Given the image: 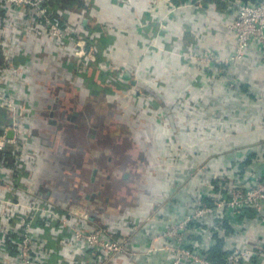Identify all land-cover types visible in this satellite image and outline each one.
Segmentation results:
<instances>
[{
	"label": "built area",
	"instance_id": "1",
	"mask_svg": "<svg viewBox=\"0 0 264 264\" xmlns=\"http://www.w3.org/2000/svg\"><path fill=\"white\" fill-rule=\"evenodd\" d=\"M55 1L0 0V30L5 27V20L9 21V18H12L10 24L17 27L20 13L29 11L37 28L46 31L58 45L72 47L74 73L86 69L89 64L96 61L98 39L113 36V42L104 49L105 60L98 64V69L105 74H116L117 78L130 85V88L105 98H124L125 107L132 108L135 112H141V108H145L155 119L159 131L162 132L163 141L161 138L158 141L154 134L146 136L139 131L140 136L147 142L148 139L150 142L153 141V152L159 153L161 145L170 146L167 142H176L177 133L182 130L176 128L171 134L174 122L180 119L187 121V117H191L190 128L187 126L186 130L193 132L191 126L198 124L196 107L204 108L205 101L196 102L195 107H191L183 96L178 97L176 103L171 102L167 108L161 106L156 109L154 106L157 100L153 93L144 94L141 87L137 86L138 80L134 77L131 79L125 64L121 66L116 59L119 43L130 36L133 27L109 28L102 24L98 29H89L82 33L69 22L70 13L56 14L53 6ZM175 1L156 0L152 12L144 13L140 0H111L117 7L134 8L138 27L142 31L139 46L145 59L167 58L178 54L183 67H196L199 71L194 80V87L204 89L205 73L210 77L208 83L219 81L229 86L232 83L240 88L238 82L231 76L232 69H236L239 62L246 59L247 50L252 43L261 46L264 60V0H219L223 9L211 4L203 8V3L197 0H184L181 3ZM187 8L198 10L203 15L219 11L230 15L235 12V19L227 25V29L233 33L236 40L234 53L222 55L204 49V30L193 35L194 24L186 27L183 37L192 43L177 51L176 48L183 42V38L169 33V18L172 14L179 17L178 14ZM8 38L9 35L3 33L0 36L1 53L5 55L6 64L5 68L0 67V112L6 111L9 119L8 123L0 128V186L6 190V196H0V235L3 236L0 241V254L10 253L6 251V241L9 239L13 250H16L10 264H49L54 255L59 257V264H106L109 257L121 259L123 256H130L129 250H134L133 238L140 232L141 225L129 217L131 212L134 213L139 207L129 210L125 219L115 222L120 224L116 227L108 213L85 205L76 198L78 194L74 197L73 205L64 206L50 201L44 204L30 193L28 183L31 176L27 158L36 154L34 149L27 148L26 143L28 135L32 132L30 122L32 113L29 107L9 91L6 79L21 78L22 74L28 72L29 64L25 60V50L12 44ZM20 59L24 60V63L19 64ZM76 73L73 84L78 87ZM144 75H141L142 78ZM148 80L156 84L155 91L158 94L166 85L162 81V74L157 70L149 71ZM132 82H136L135 85ZM81 87L83 89L84 86ZM56 101L55 99L50 101V106L53 107ZM10 132H13V136H10ZM152 162L154 167L160 169L166 170L168 167L164 163H162L164 167H160L159 154H155V157L153 155ZM203 175L204 167L194 175H188L184 181L189 182L184 184V189L180 185L181 188L176 191L177 195L194 193L188 197L189 211L186 215L174 214L176 205L171 202L173 200L169 201L170 203L161 202L163 205L161 213L165 216L162 217V221L166 222L167 219L169 224L166 230L156 233L153 238L162 242L166 253L170 255L164 264H214L209 259L212 253L199 249L201 246L198 238L206 235L237 238L230 234V231L240 227L239 221L246 216L248 210L253 211L258 218L264 213V176L258 177L254 182H240L235 179L220 181L218 192L213 196L214 201L211 204H204L203 195L191 190V187H198V182L203 184L201 180H204ZM160 178L157 181L158 188L164 190L167 181L163 177ZM78 191L79 189L75 193ZM39 221L42 226L36 224ZM210 221L214 223L207 227ZM45 231H48L52 240L58 243L57 249L49 246ZM225 252L227 256L224 264H264V238L256 241L254 246H232Z\"/></svg>",
	"mask_w": 264,
	"mask_h": 264
},
{
	"label": "crops",
	"instance_id": "2",
	"mask_svg": "<svg viewBox=\"0 0 264 264\" xmlns=\"http://www.w3.org/2000/svg\"><path fill=\"white\" fill-rule=\"evenodd\" d=\"M85 1L88 3L87 7L74 8L70 12L71 22L74 27L78 28L79 32L84 33L90 28L98 29L99 25L102 24L109 28L133 27L130 36L119 43L115 57L121 66L125 64L131 79L134 77L138 80L137 86H140L142 90L155 91L156 84L149 81L148 76L149 71L157 70L162 74V81L164 83L169 82L167 88L170 84L178 85L183 91L186 88H191L193 93H201V95L199 94L200 97H204L206 102L204 104V132H201L200 136L197 137V135H193L194 132L186 130L187 126L190 128L191 117H187V121L180 119L171 126V134L176 131V128L182 130V132L177 133L176 142L178 144L172 141L177 146L173 148L177 156H170L169 162L171 164L168 166V169H171L170 174H166L158 167L153 169L157 179L163 177L167 181L164 184L166 190L153 188V185L154 187L157 186V181L152 182L151 192L149 191L151 197L148 196L147 198L148 205L153 204V208L144 206L139 207L134 213L131 212L129 218L141 225L140 232L132 241L134 250H129L130 256H123L121 259L109 257L106 262V264H164L170 255L166 253L163 243L155 241L153 238L156 233L159 234L166 230L167 224H169L167 219L166 222L162 221V217H165L161 213L162 203L173 200L171 202L176 205L174 214H187L189 211L188 197L194 193L177 195L176 191L181 188H179L180 185L184 189V184L189 182L184 181V179L190 175L189 172L193 165L196 167L200 164L204 165V180L201 179L203 184L198 182V187H191V190L203 195L204 204H211L214 201L213 196L218 192L220 181L235 179V181L240 182H254L258 177L264 176V60L262 59V48L258 43H252L247 50L246 59L239 62L236 69H232L231 76L233 80L238 82L240 88L232 83L231 86L224 85L219 81L208 83L210 77L209 74L205 73L204 82L206 85L204 84V89L196 88L194 87V80L199 72L198 69L196 67H183L178 54L167 59L164 57L144 58L139 46L142 31L138 27V19L132 6L117 7L111 0ZM140 1L143 6L142 12H152L156 0ZM207 5L210 4L206 3L204 7ZM178 15L179 17L172 14L169 18V33L171 35L183 38L186 27L194 24L193 35L204 30V49L222 55L234 53L236 40L233 33L227 29V25H230L235 19V12L230 15H225L220 11L204 13L203 15L198 10L187 8ZM11 19L9 18V21ZM18 19L20 22L17 27L5 20V27L1 28L0 36L2 33L9 35L8 39L12 44L22 47L25 50L26 63L29 64L28 72L22 74L21 78L11 77L9 79L6 77V79L9 83V91L20 99L25 106L29 107L32 113L30 120L32 132L28 135V142L26 143L27 148L34 149L36 154L34 157L27 158L31 176V181L28 183L30 193L42 203L50 201L53 204L71 205L74 203L73 195L78 189L82 177L87 178L88 172L86 170L88 169L85 167L84 170L80 171L77 165L80 173L66 169L68 162L79 161L78 157L60 154L55 152L54 148L59 146L60 141L57 140L60 138L66 142V146L70 145V139L73 142L75 138H82L95 144L86 148L100 149V153H96L95 156H93L94 151H92L88 161L104 167L106 159L111 157L114 160L115 156L112 154L114 151L111 149L113 144H109L112 138L104 126L94 125L99 132L97 133L96 130L97 137L94 139L87 137V124L91 121L88 113L100 114L102 112L105 116V111L95 105L91 109L86 107L85 109L89 110L85 111L84 106L78 101L83 96L81 92L84 89H77L73 84L75 64L72 57V47L58 45L48 36L46 31L37 28L29 11L25 10L20 13ZM191 43L190 40L183 38V42L177 46L176 50L181 51L185 45ZM0 55L3 59L2 67L5 68V55L1 53V47ZM23 61L20 59L18 63L22 64ZM142 74H145L144 78H142ZM126 77L129 78V75ZM56 84L58 85L56 86ZM85 92L88 97L91 96L89 91L85 90ZM179 97L181 96L179 95ZM53 99H58L55 104L53 103V108L60 106L62 113L69 110L70 115H79L75 120L63 123L61 130L65 134L51 123L53 121H51L50 115V101ZM105 99L111 101L114 98ZM176 100L173 102L176 103ZM108 108L107 106L105 109ZM127 108L125 107V112L128 116L135 113L132 109L127 112ZM5 112H1L6 115V119L3 120L0 116V128L9 121ZM91 117L96 119L95 116ZM261 118L262 120H260ZM147 120L149 123L146 128L143 123L141 125L134 124V126H140L144 130H148L150 126L155 132L154 137L158 138V141L160 138L162 140V132L159 131L158 124L152 123L153 119ZM79 124L81 127L78 128ZM70 126H72L71 130L69 129ZM118 127L121 129L122 125L116 126V129ZM62 133L63 136L60 137ZM10 136H13V132H10ZM138 136L140 137V134ZM194 136L202 141L201 143L196 142L194 146H204V157L192 154L191 146H188ZM67 137H69L68 141L66 140ZM74 183H77V186ZM0 196H6V190L3 186H0ZM128 214L129 210L126 209L117 217L111 215L109 218L118 227L117 225L120 224L115 222L125 219ZM213 223L210 221L207 227ZM239 226L230 231V234L237 236V238L219 235H206L201 239L198 238L201 246L199 249L204 252L209 251L213 255L217 253V248L225 252L232 246H254L256 241L264 238V213L258 218L253 211L248 210L246 216L239 221ZM2 237L0 235V241ZM12 257L13 255L1 253L0 261L10 264Z\"/></svg>",
	"mask_w": 264,
	"mask_h": 264
},
{
	"label": "rangeland",
	"instance_id": "3",
	"mask_svg": "<svg viewBox=\"0 0 264 264\" xmlns=\"http://www.w3.org/2000/svg\"><path fill=\"white\" fill-rule=\"evenodd\" d=\"M57 85L58 84H56V86ZM69 88L71 87L69 86ZM81 93L83 96L78 101L81 102V104L84 106V109L86 107H90L91 109L95 105L97 108H101L102 111H105V116H103L104 114L102 112L100 114L88 113L89 118H91L89 124H99L100 127L104 126V129L107 131V133H109L110 137L112 138V141H110L109 144H113L111 145V149L114 151V153L112 154H114L115 156L113 160L115 168L114 170H107L106 168L98 169V167L94 165V163L88 161L89 156L93 153L92 151H94V154L100 153V149L95 150L92 147H89V149L86 148L87 146L95 145L92 141L88 142L87 140H83L82 138H75L73 142H71L70 139V145L66 146V142L60 138L63 136L64 133L61 129L60 131L63 133L59 137L60 139L57 140L58 142L60 141V144L58 147L54 148L55 152H58L60 154H66L69 156H77L79 161H69L66 169L74 170L77 173H80L76 165L80 168V171L84 170V168L86 167V169H88L86 170L88 172L86 174L87 178H85L87 179V181L88 177H93V175L97 177L98 175H101V177L99 176L98 178V181L100 182H95V187L98 186V189H104V191L106 192V196L110 197L113 206H109L104 209V211L108 213L109 216L112 215L117 217L121 214L122 211L126 209L132 210L137 207L150 206V208L152 209L153 204L148 205L147 197L149 196V191L151 192L152 182L155 180L159 181V179H157L155 176V170H153V155L155 157V154H159V157L161 158L160 167L163 166L162 163H164L165 166H169V164H171L169 162L170 156H177L176 153L173 151V148L177 146H175L172 142H167V144H170V146L161 145V150L159 151V153L157 151L153 152V141H151V143L147 138L149 142L148 143L145 138L138 136L139 131L142 133V135H146V132H148L150 136L153 135V133H149V131L153 132L152 127L149 126L148 130H144V128L142 129L140 126H134V124L140 125L139 118L144 120V117H140V112L135 111H133L135 112L134 114L131 113L129 114L130 116H128V114H126L125 112V107L123 106L126 102L124 98L113 97L114 99H111V101H109L108 99L104 98L93 99L87 97L85 90ZM199 94L201 95V93H193L191 88H186V91H181L180 96L185 97V99L189 103V106L195 107L196 102L203 103L204 101V97H200ZM107 106L109 108L105 109ZM129 109L130 108L128 107L126 111L128 112ZM88 110L89 109H85V111ZM196 112L198 124H194L191 127L194 132L193 135H197L198 137L201 135V132H204V108L201 109L199 107H196ZM201 112L203 113L200 114ZM91 116H95L96 119ZM200 118L202 121H200ZM260 120H262V118ZM118 125H122V128L120 129L119 127V129H116V126ZM79 127L80 124L78 125V128ZM93 128L97 130V128H95L94 126ZM69 129L71 130L72 126H70ZM97 133H99L98 130ZM66 140L68 141L69 137H67ZM196 142L201 143L202 141L194 136L191 144L188 145L191 146L192 154H195V156L201 155L202 157H204V146L196 147L194 146ZM72 159H74V157H72ZM203 167L204 165L201 164L197 167L193 165L192 170H196L195 172H191L190 175H194L196 171L201 170V168ZM167 169H162V171L166 174H170L171 169ZM105 170H107L111 176H106L108 174L105 173ZM124 174L128 175L127 178H124ZM81 183L82 180L80 181L79 185ZM74 184L77 186V183ZM153 188L158 189V184L156 187H154L153 185ZM75 192H77V189L75 190ZM71 205L73 204L71 203Z\"/></svg>",
	"mask_w": 264,
	"mask_h": 264
},
{
	"label": "trees",
	"instance_id": "4",
	"mask_svg": "<svg viewBox=\"0 0 264 264\" xmlns=\"http://www.w3.org/2000/svg\"><path fill=\"white\" fill-rule=\"evenodd\" d=\"M182 1H184V0H176L175 2L181 3ZM197 1H201L203 3V8H204V4L206 5V3L211 4V5H217L219 8H223V6L219 2V0H197ZM53 6H54V9L56 11V14H58L59 12L70 13L71 10L74 8L81 9V8H84L85 6L87 7L88 3L85 0H56L53 3ZM71 20H72V18H70L69 22H71ZM90 29L92 30V29H96V28H90ZM113 40H114L113 36H103L102 38L98 39L97 43H96L97 48H98L96 61L89 64L86 67V69L84 68V69H82V71H79V72L77 71V73L75 71V73L78 74L77 76H78V80H79L78 87L76 86V88L82 89L81 85L84 86L83 89L87 90L91 93L90 98H93V99L104 98L105 99V97H107V96H111V95L113 96L115 94H119V93L130 88V85H127V83H124L121 79L117 78L116 74H114V73L105 74L98 69V64L105 60V57L103 55L105 47H107L109 44H111L113 42ZM133 60H135V59L133 58ZM133 62H136V61H133ZM181 62L182 61H180V63ZM2 65H3V59H2V56L0 55V67H2ZM74 70H75V68H74ZM165 84H166L165 85L166 87L163 86V89L159 92V94L157 93V91L147 90V89L143 90L144 94H146V95L153 93V95L155 96V98L157 100L155 102V106H154L156 109H158V107H161V106H165V107L169 106L171 104V102H173V101L175 102V99H178L179 95L181 94V91H183L176 84H174L175 86L170 84V86H168V88H167V84L169 85V82L167 81V82H165ZM184 91H186V90H184ZM140 111H141L140 117H144V120L139 118L140 119V125L143 123L144 127L146 128V126L149 123L147 119H153L152 123L155 122V119L146 112L145 108H141ZM0 116H1V119H3V120L6 119V115L1 113V112H0ZM118 129H119V127H118ZM149 133L154 134L155 132L149 131ZM146 135H149L148 132H146ZM216 182H218V181H216ZM44 204H46V203H44ZM36 224L38 226H42L40 221L37 222ZM45 235L48 238L49 246L51 248L57 249L58 243L52 240V238L49 236L48 231H45ZM7 250L10 252V253H8V255L9 254L10 255L16 254V250H13L12 243L10 242L9 239H7V241H6V251ZM216 252L217 253H214L213 255H211L209 259L214 264H224L227 253L223 252L220 248H217ZM58 260H59V257L57 255H54L51 258V260L49 261V264H59ZM0 264H5V263H1V261H0Z\"/></svg>",
	"mask_w": 264,
	"mask_h": 264
},
{
	"label": "flooded vegetation",
	"instance_id": "5",
	"mask_svg": "<svg viewBox=\"0 0 264 264\" xmlns=\"http://www.w3.org/2000/svg\"><path fill=\"white\" fill-rule=\"evenodd\" d=\"M57 99H55L56 101ZM51 107V106H50ZM51 118L53 122L52 125L54 127H58V129H61V126L63 125V123H65L66 121H73L76 118H78L79 115H70L69 114V110H66V112L61 111V107L57 106L56 108L51 107ZM83 116V114H81ZM73 116V117H72ZM89 123V122H88ZM88 126V130H87V137L88 138H96L97 137V133L96 130L93 128V124H87ZM81 127V126H80ZM97 146V145H96ZM95 150H97L95 148ZM93 156H95V154L93 153ZM93 163V162H92ZM95 165L98 167V169L101 168H106L107 170H114L115 168V164L113 162V159L110 157L109 159H106L105 162V166H100L97 165L95 163ZM105 170V173H107L108 175L106 176H111L110 173ZM99 176L101 177V175H98L97 177H95L93 175V177H88V181L87 179H85V177H82V183L79 185L78 189V193H74V197H76V195L78 194V196L76 197L77 199H80L85 205L93 207L96 210H104L106 207L109 206H113L110 197L106 196V192L104 191V189L100 188L98 189V186L95 187V182L98 181ZM124 178H127L126 175H123ZM100 181H98L99 183ZM77 189V190H78ZM80 192V193H79Z\"/></svg>",
	"mask_w": 264,
	"mask_h": 264
}]
</instances>
